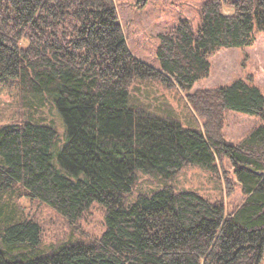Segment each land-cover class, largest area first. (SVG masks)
<instances>
[{
  "label": "trees",
  "instance_id": "1",
  "mask_svg": "<svg viewBox=\"0 0 264 264\" xmlns=\"http://www.w3.org/2000/svg\"><path fill=\"white\" fill-rule=\"evenodd\" d=\"M257 33L264 0H204L197 27L182 18L157 35L153 67L130 52L115 0H0V84L10 81L25 105L47 97L65 126L61 137L31 115L0 125V264H261L264 94L251 78L193 90L209 75V55L252 46ZM136 80L183 93L202 126L133 104ZM230 110L261 119L236 144L223 135ZM225 160L243 195L229 213L221 200L166 182L189 166L222 169L232 192ZM150 171L164 183L126 201L138 173ZM12 196L71 226L97 203L104 230L44 251L40 224Z\"/></svg>",
  "mask_w": 264,
  "mask_h": 264
},
{
  "label": "rangeland",
  "instance_id": "2",
  "mask_svg": "<svg viewBox=\"0 0 264 264\" xmlns=\"http://www.w3.org/2000/svg\"><path fill=\"white\" fill-rule=\"evenodd\" d=\"M204 0H115L118 20L130 52L150 66L157 67V35L173 28L179 19H187L193 27L200 23V8ZM209 75L196 83L193 90L228 85L236 79L251 78L264 94V33H257L252 46L222 48L209 55ZM132 102L146 112L160 117H172L183 126L192 127L202 121L196 117L185 95L174 88H166L151 80H136L130 86ZM31 115L33 119L53 124L59 135L65 132L62 118L47 97H32L21 101L20 92L9 81L0 84V125L15 122ZM19 117V118H18ZM261 122L260 117L233 110L225 113L223 135L229 144H236ZM62 144L60 141L59 145ZM224 170L233 182L228 192L223 170L213 175L197 166L179 171L167 184L176 190H195L211 200H221L227 213L243 200L239 186L235 184L230 162L224 161ZM164 181L155 171L138 173L133 194L126 201H133L138 193H150ZM12 201L27 219L38 222L42 228V249L66 242L89 243L104 230V208L94 203L74 225H69L60 215L45 204L28 198ZM261 264H264V254Z\"/></svg>",
  "mask_w": 264,
  "mask_h": 264
}]
</instances>
